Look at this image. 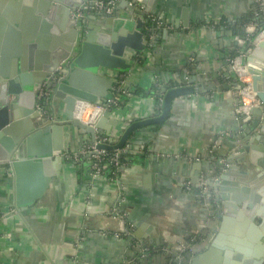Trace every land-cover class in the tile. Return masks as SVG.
<instances>
[{"label":"crops","instance_id":"0c3cea01","mask_svg":"<svg viewBox=\"0 0 264 264\" xmlns=\"http://www.w3.org/2000/svg\"><path fill=\"white\" fill-rule=\"evenodd\" d=\"M137 1L139 9L149 8L148 20H161L162 27L151 31L152 39L158 38V42L141 53L127 48V73L100 69L99 74L112 80L114 87L121 76L122 86L130 94L109 110L98 132L116 145L133 122L162 113V87L170 90L186 85L193 93L173 98L163 122L138 127L130 134L127 143L131 149L123 153L127 164L115 181L105 175L91 178L71 159L91 141L90 134L76 127H69L68 137L59 143L67 146L59 175L52 177L42 195L24 210L15 204L13 172L0 165V264H175L177 246L181 245H191L185 264H192L211 240H216L215 252L198 264H261L257 256L264 255L263 180L247 192L249 197L255 191L254 198L258 192L253 218L245 213L238 216L240 209L230 200L225 214V206L213 189L216 202L202 197L197 189L202 175L219 178V160L226 164L234 141L240 145L247 141L248 127L251 133L259 134L257 125L262 118L252 114L248 124L240 125L235 114L237 84L230 61L238 54L239 45L237 35L222 23L249 19L245 28L251 33L257 2ZM32 3L0 0V58L6 59L13 49L5 24L2 27L9 19L17 34L23 31L36 37L30 50L34 60L69 34L67 27L61 29L58 16L52 22L42 11L27 10ZM86 15V24L95 28L86 32H100V18L91 12ZM130 18L120 24L130 27ZM183 74L190 83L180 81ZM170 83L173 87L168 88ZM136 88L145 94H133ZM158 93L161 98H157ZM52 104L56 116L49 111L50 104L44 113L46 118L53 115L56 119L63 113V105L58 99ZM259 152L264 161V150ZM186 182L195 188L188 190ZM125 230L131 235H124Z\"/></svg>","mask_w":264,"mask_h":264},{"label":"water","instance_id":"95a60500","mask_svg":"<svg viewBox=\"0 0 264 264\" xmlns=\"http://www.w3.org/2000/svg\"><path fill=\"white\" fill-rule=\"evenodd\" d=\"M85 1L87 0H32L33 5L30 4L31 7H27V10L42 11L48 21L52 22V18L58 16L61 29L67 27L70 31L66 37L58 39L49 53L37 55L36 60L31 57L30 52L36 37L23 31L17 34L15 23L11 19L7 23L2 22L13 49L6 59L0 58V165L15 176V204L21 210L39 198L50 179L59 175L62 156L67 147L66 144L61 147L59 143L64 137H68L69 127L83 129L93 140L94 128L81 123L74 117V113L80 101L95 103L98 99L107 100L112 97L114 82L99 74L100 69L127 73L130 71V64L124 58L125 50L128 48L141 53L147 46L152 49L158 42V38L150 39L146 32L149 8L139 9L141 4L137 0L118 1L109 14L91 12L100 18L103 29L97 34L87 33V30H95L86 24L89 17L85 15L82 20H77L74 16L75 9ZM128 17L133 20L130 21L132 27L125 26L124 22L120 24V21ZM36 19L42 22L41 17ZM79 25H82L80 30ZM246 65L251 75L252 89L261 103V106L251 111L259 120H263L257 125L259 134L251 133V127H248V135L245 136L247 141L241 145L240 142H233L234 147L226 166L220 165L221 172H217L219 178L208 184L218 194L223 207L225 206V214L228 212L227 201L230 200L240 209L237 211L238 216L245 213L253 218L258 192L256 199L253 197L255 191L249 197L247 192L250 187L258 188L259 180L262 179L264 183V161L259 152L264 150V40L252 47L246 58ZM59 66H63L64 74L59 81H50L48 109L55 115L52 103L58 99L63 105V113L56 119L51 118L53 115L46 118V113L35 106L42 99L38 94L43 83L52 77ZM180 81L183 84L190 83L184 74ZM161 92L164 96L162 113L133 122L124 131L118 144L114 145V149L124 148L136 128L163 122L168 117L172 99L193 93V88L181 85L167 90L162 87ZM109 114V111L103 113L95 124L96 129L101 128ZM240 125H243L242 121ZM221 152L226 154V150ZM216 248V240L208 241L205 252L194 257L192 264L200 263L206 256L214 253ZM257 260L264 264V255H258Z\"/></svg>","mask_w":264,"mask_h":264},{"label":"built area","instance_id":"2783aa9c","mask_svg":"<svg viewBox=\"0 0 264 264\" xmlns=\"http://www.w3.org/2000/svg\"><path fill=\"white\" fill-rule=\"evenodd\" d=\"M118 1L120 0H92L89 3L87 2L83 4L81 7L76 8L74 16L77 20H82V18L90 12H104L109 14L113 11ZM256 2L257 10L251 22L252 32L248 33L245 28V38L236 36V41L239 45V51L238 54L230 61V65L234 71V80L237 84V88L234 92L236 98L235 114L237 118L243 122V124L250 122L252 109L261 105L260 100L257 98L256 93L252 89L251 75L248 72V68L244 60L251 48L257 44V41L264 40V5L262 0H256ZM149 20L156 25V28L162 27V23L159 18L152 17ZM78 28L79 30L82 29V25H79ZM145 28L150 32L149 38L152 39V28ZM63 74L64 68L63 66H59L58 69L53 73L52 77L48 78L43 83V86L41 87L38 94V97L42 99L38 100L36 109L44 111L45 107L49 106V97L51 94L50 81H59L63 77ZM121 79V76H119L117 85L114 87L115 91L112 93V97L110 99L96 101L95 103L80 101L78 102L74 113V117L81 123L94 128L93 140L83 144V146L77 152L71 155V159L76 161L77 164L81 165V167H84L85 172L88 173L91 178H98L101 175H105L107 179L115 181L118 178V176H115V172L127 164V162L120 164L118 158L120 154H123L131 149V145L128 143L125 144L124 148L122 149H115L114 155L110 159L111 162L116 166L117 170L115 172L111 173L108 165L102 163L103 159L108 154V150L102 146L111 143V141L107 135L98 132L95 127L97 120L103 115L105 111H109L110 109L117 106L122 97L130 94L129 90L122 86ZM46 104L48 106H46ZM139 149V151H141V148ZM219 164L223 165L224 167L226 166L223 159L219 160ZM209 181H215V179H209L202 175L199 179L197 189L200 191V195L202 197L212 198V202L213 200L216 202V198H214L212 195V190L209 187ZM185 188L191 190L195 188V186L191 182H186ZM123 234L129 236L131 235V231L125 230L123 231ZM116 236L122 237L121 233H117ZM144 251L145 248L141 250L142 257L144 256ZM177 251L179 253L176 256L175 264H185L186 257L188 256L186 254L192 252V247L191 245L186 247L182 245L177 246Z\"/></svg>","mask_w":264,"mask_h":264},{"label":"trees","instance_id":"16d2710c","mask_svg":"<svg viewBox=\"0 0 264 264\" xmlns=\"http://www.w3.org/2000/svg\"><path fill=\"white\" fill-rule=\"evenodd\" d=\"M248 20L249 19H240V20H237V21H235V22H227V21H225V22H222L223 23V25H225L226 27H229L232 31H233V33L235 34V35H237V36H239V37H242V38H245L246 37V34H245V25L248 23ZM251 20H253V17H252V19ZM146 27L147 28H152V29H155V30H157L156 29V25L152 22V21H150L149 20V22L146 24ZM146 32L148 33V35L150 34V32L149 31H147L146 30ZM171 87H173V84L172 83H170L169 84V87L168 88H171ZM159 88V87H158ZM132 93L133 94H145V91H143V90H140V89H138V88H136L135 90H133L132 91ZM154 93H156V95H157V90L156 91H154ZM157 98H161V96L159 95V93H158V96H157ZM105 146H107L106 147V149L108 150L107 152H108V154H107V156L103 159V164H107L108 165V168H110V170H111V173H113V172H115L117 169H116V166L111 162V157L114 155V151H115V149H114V144H112V143H109V144H107V145H105ZM125 155L124 154H120L119 155V162H120V164H122L123 162H125L126 161V159H125ZM221 167V166H220ZM220 167H218L217 169H216V171L217 172H221V168ZM122 168V167H121ZM120 168V169H121ZM120 169L117 171V172H115L116 174H115V176H118L119 175V172H120Z\"/></svg>","mask_w":264,"mask_h":264}]
</instances>
